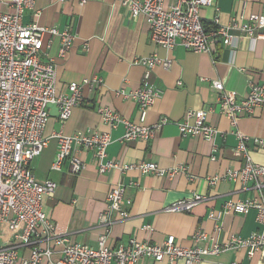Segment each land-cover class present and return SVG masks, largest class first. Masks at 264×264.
<instances>
[{
    "label": "crops",
    "instance_id": "crops-1",
    "mask_svg": "<svg viewBox=\"0 0 264 264\" xmlns=\"http://www.w3.org/2000/svg\"><path fill=\"white\" fill-rule=\"evenodd\" d=\"M172 1L166 0V6ZM213 1L201 12L207 28L226 25L233 17L241 19L264 13V0ZM3 8L8 10L6 6ZM36 8L40 15L34 18L33 12L27 11L23 18L25 23L37 19L40 25L59 30L70 27L76 35L65 57L59 55L60 37H45V43L52 39L44 59L54 63L57 93L68 94L72 82L83 84L85 79L95 76L103 79L99 89L83 85L82 103L74 107L64 124L58 117L56 104L49 106V119L43 133L49 143L31 163L37 181L50 179L57 184L55 193L44 198L43 208L58 235L97 246L99 236L106 232L100 224V216L108 209L107 195L116 184L126 186L123 207L129 217L116 219V213L111 215L110 244H127L131 239L161 243L167 236L174 235L178 244L189 247L194 244L192 236L197 230L211 234L220 243L228 242L235 235L245 238L261 231L256 209L247 214H223L220 230L215 227L216 221L208 217L210 211L216 214L221 211L229 200L255 196L253 189L243 191L238 181L227 177L229 171L240 169L245 162L227 116L218 109L207 112V121L219 130L213 143L200 136H182L177 122L184 119L188 109H207L217 101L219 92L213 87L214 81L222 82L226 90L239 96L248 92L250 82L264 83V40L252 44L246 38H238L230 46L217 45L213 54L183 47L167 49L151 40L145 17L133 16L118 0H37ZM86 42L88 50L83 49ZM153 54L168 58L172 63L169 68L157 66L152 70L147 84L161 89L162 96L149 110L146 123L154 125L163 117L169 122L149 141H123L124 126L110 128L104 124L98 108L108 106L130 121L139 122L136 101L118 91L122 88L130 92L143 84L145 68L137 59ZM238 128L252 138L264 137V106L257 108L253 115L239 117ZM89 130L110 133L112 141L107 153L115 161L125 164L150 161L166 169L184 165L187 170L173 177L144 174L138 170L123 173L117 169L100 174L91 151L81 153L86 167L80 174H72L68 162L61 170H53L51 166L58 152L54 133L62 131L73 135ZM213 145L217 146L216 152H213ZM248 148L252 159L264 165V148L255 149L251 142ZM212 155L217 159L212 160ZM213 178L216 182L210 184ZM193 194L205 196V199L190 211L167 210V206ZM12 236L13 232L5 225L2 241ZM51 244L55 249L61 247L54 241ZM20 254H28V250L22 248ZM53 257L57 258L58 254ZM232 262L264 264V251L250 256L246 248L229 250L205 256L198 264ZM42 264L49 263L45 259ZM136 264L167 263L144 258ZM177 264H184V261L178 260Z\"/></svg>",
    "mask_w": 264,
    "mask_h": 264
},
{
    "label": "built area",
    "instance_id": "built-area-1",
    "mask_svg": "<svg viewBox=\"0 0 264 264\" xmlns=\"http://www.w3.org/2000/svg\"><path fill=\"white\" fill-rule=\"evenodd\" d=\"M118 1L133 16H144L151 40L167 49L183 47L189 51L213 54L217 45L230 46L238 38H246L252 44L264 40V13L241 19L233 17L226 25L207 28L201 12L204 7L212 5L213 0H173L167 6L166 0ZM36 2L0 0V264H42L45 259L49 264H136L144 258L167 264H177L178 260H183L184 264H198L205 256L229 250L246 248L250 256L264 251V165L252 159L248 148L249 142L255 149L264 148V137L252 138L238 128L239 117L253 115L257 108L264 106V83L254 82L249 83L246 94L239 96L236 92L226 90L222 82L214 81L213 87L219 92L217 101L207 109H188L184 119L177 125L182 136H200L213 143L219 130L207 121V112L218 109L227 116L232 126L231 132L237 137V148L245 156L243 166L229 171L227 177L238 181L243 191L253 189L255 196L229 200L221 211L217 214L210 211L208 217L216 221L215 227L220 230L223 214H247L256 209L261 231L245 238L235 235L228 242L220 243L211 234L197 230L192 236L194 244L189 247L178 244L174 235L167 236L161 243L131 239L127 244H110L111 215L116 213V219L129 217L123 207L126 186L116 184L107 195L108 209L100 216V224L106 232L99 236L97 246L57 234L52 219L43 208L44 198L55 193L57 184L50 179L37 181L31 163L49 143V138L43 135L49 119V106L56 104L58 117L64 124L72 115L74 107L82 103L83 85L99 89L103 79L95 76L85 79L83 84L72 82L68 86V94L57 93L54 63L44 59L52 39L45 43V37L59 36V55L65 57L74 45L76 35L70 27L59 30L40 25L37 19L25 23L23 18L27 11L33 12L34 18L40 15ZM83 49H89L88 42L84 43ZM137 63L145 68L143 84L130 92L121 88L118 93L136 101L139 122L130 121L108 106L98 108L104 124L110 128H117L120 124L124 126L123 141H149L157 130L169 122L167 117H163L154 125L146 123L149 110L162 96L161 89L147 82L155 67L169 68L172 61L153 54L138 58ZM53 137L58 141V152L51 168L57 171L68 162L71 173L80 174L86 167L81 156L84 151L92 152L100 174L117 169L123 173L138 170L144 174L173 177L187 170L184 165L166 169L150 161L132 164L115 161L108 157L107 148L112 139L106 131L89 130L73 135L59 131ZM216 151L217 146L213 145V152ZM211 159L217 158L212 155ZM215 182L216 178L210 180V184ZM204 199L205 196L193 194L190 198L167 206V210L190 211ZM5 225L13 232V236L3 242ZM52 241L61 247L55 249ZM22 248H26L28 254L21 255ZM54 254H58V257L54 258Z\"/></svg>",
    "mask_w": 264,
    "mask_h": 264
}]
</instances>
